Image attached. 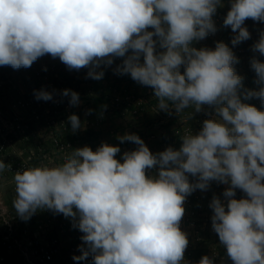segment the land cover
Returning a JSON list of instances; mask_svg holds the SVG:
<instances>
[{"label":"clouds","instance_id":"obj_1","mask_svg":"<svg viewBox=\"0 0 264 264\" xmlns=\"http://www.w3.org/2000/svg\"><path fill=\"white\" fill-rule=\"evenodd\" d=\"M229 5L222 26L231 28L236 46L251 38L247 19L264 23V0ZM223 6V0H0V66L30 68L49 55L101 80L103 69L122 58L113 72L152 88L156 110L179 117L191 108L187 120L204 106L213 110L198 131L180 137L179 149L153 153L138 135L125 133L120 143L138 147L119 159L121 148L102 142L95 150L73 148L55 166L14 172L16 215L26 222L48 210L70 219L82 233L74 261L91 256V264H189V240L180 228L184 205L216 182L226 186L224 199L213 194L209 203L219 245L232 264H264V111L245 102L264 104V62L250 59L259 88L249 89L226 43L193 46L218 31L214 17ZM252 51L264 56V30ZM61 96L70 107L81 104L72 89ZM34 97L50 101L53 93L34 90ZM67 121L73 133L82 127L74 113ZM11 169L0 160V173ZM217 255L197 264H216Z\"/></svg>","mask_w":264,"mask_h":264},{"label":"built area","instance_id":"obj_2","mask_svg":"<svg viewBox=\"0 0 264 264\" xmlns=\"http://www.w3.org/2000/svg\"><path fill=\"white\" fill-rule=\"evenodd\" d=\"M211 36L208 37L211 38ZM62 69L59 58L53 59L45 55L35 61L30 68H23L28 76L27 81L17 80V85L13 87V90H9V94L0 95V160L12 166L11 170L0 173V185L7 177H13L17 170L32 166L52 167L60 164L63 162V157L75 148L74 138L77 132L71 131L67 121V117L73 114L74 107L69 106L67 97L61 96V90L68 87L62 76ZM40 89L53 93V100L35 99L34 90ZM113 93L110 103L111 112L115 116L125 117L126 113L137 116L146 103L145 98L142 97L120 95L115 91ZM3 94L8 95L9 101L6 102L8 109L5 104L3 105L5 100ZM16 109L25 110L28 118L11 113ZM86 113L87 111H84L83 117L86 123H89L90 115ZM17 134L20 135L18 141L23 142L25 148L18 155H9L8 147L15 140L14 137L17 138ZM135 147L138 146L135 145ZM225 187L213 190L212 194L223 200L222 193ZM12 194L14 200L15 191ZM243 195L237 190V199L242 198ZM211 199L208 190H196L186 199L185 214L180 222V228L188 236L189 244L184 258L189 264H194L190 252L194 248L193 245L203 241L201 233L198 236L196 230L202 229L200 223L205 226L206 222L211 220L212 210L209 208ZM6 206L0 194V264L17 262L18 264H63L65 261L74 262V264H91V256L88 260L80 262L72 259L73 255H80L78 245L82 244L80 239L82 233L72 228L70 219L62 214L54 215L51 211L44 210L38 211L30 224L21 220ZM189 232L191 234H188ZM220 258L224 260L223 257ZM227 264L232 262L229 261Z\"/></svg>","mask_w":264,"mask_h":264},{"label":"rangeland","instance_id":"obj_3","mask_svg":"<svg viewBox=\"0 0 264 264\" xmlns=\"http://www.w3.org/2000/svg\"><path fill=\"white\" fill-rule=\"evenodd\" d=\"M223 4L224 6L218 8L217 14L214 17L218 31L214 35H212L211 38L207 37L202 41L194 42L193 46L197 48L209 47L214 49L215 43L217 41L226 43L230 48H232L235 56L239 59V63L235 64L234 68L238 75L244 77V87L258 90L259 85L254 82L256 79V74L250 67V59L255 55L256 58L264 62V56H261L258 52L254 53L252 51V45L259 39L260 32L264 30V23L254 22L251 19H247L245 21V26L251 33V38L247 41L241 42L236 46H233L231 44V39L234 33L232 32L230 27L222 26L223 18L226 16L227 11L230 7L229 0H223ZM121 62L122 58H117L112 66L104 68L103 70L105 74L103 79L101 80L86 78L88 71V69L86 68H84L83 70L80 69L79 71L69 70L62 63V76L65 78L67 86H72L73 90L79 93L81 104L83 102L86 105L90 103L88 109L93 110L90 114V118L88 119L89 123H86L85 118H83L86 124L85 129L91 127L90 125L92 123H94L92 128L97 127L103 129V142H106L113 146L118 145L121 148V153L117 154L118 159L124 151H131L136 148L135 144L132 142L126 141L124 143H120L118 137L124 135L125 133H134L138 135L153 153L163 151L169 146L175 149H179L181 145L180 137L187 131H198L201 127L202 121L208 118L205 113L212 112L213 110L208 108V106H204V111L195 114L192 120L185 119L187 114L192 112L191 108L186 109L185 112L181 113L179 117L175 114L169 115L164 111L156 110L157 100L154 97L152 88L133 81L129 75H117L113 72V68ZM181 72H183V68H181ZM27 77V74L24 73V70L21 68L19 70H14L11 66H0V89H2L3 86L8 83V81L12 82L22 79L23 81H25L24 79H26ZM30 78L31 77H29V79ZM26 83L28 85V82ZM83 89H89L87 90L88 93H83ZM28 90L31 92L30 89ZM147 90H149V92ZM29 91H27V93ZM113 91L117 92L120 95L128 94L134 96V98H145L146 103L144 104L140 114L137 116H131L126 113L127 116L125 117L115 116L114 113L111 112L110 103V99L114 95ZM3 93L9 94V91H4ZM1 94L2 90H0V95ZM85 96L87 98H83ZM98 97H103V100H100V98ZM86 99H88V101L85 102ZM245 102L250 103L256 106L259 110L264 111V104H261V101L258 98H252ZM4 104L5 107H7L6 109H8V105L3 101V105ZM24 112L25 110L16 109L11 113L26 119L28 118V115L26 112ZM97 117H100L98 125L96 124ZM37 130L38 132L40 131L39 128ZM106 131H108V133ZM14 139H12L14 141L11 143L10 147H8L7 150V152H9L8 154L13 156H15L16 154L18 155V153H20V151L25 148L23 146V142L18 141L20 139L19 134H17V138L14 137ZM74 141L76 144L75 148L82 147L84 145L90 146L93 150L97 148V138H95L93 135L84 134V132L83 134L75 135ZM90 141L92 143H90ZM101 143L102 141H99L97 146H100ZM149 174H154V172H150ZM224 186L225 185L212 182L208 190L209 197L212 198L213 190L222 189V187ZM14 191L15 184L13 177H7L2 181L0 185V194L4 204L7 205L6 207L13 212H15L12 204V193ZM35 216L36 215L34 214L26 222L32 224V218ZM206 223L207 224L205 226H202L200 223L202 229L198 228L196 230L198 236L201 233V238L203 239V241H201L200 243H195L193 245L194 248L190 251L191 256L194 260L193 263L197 264L199 259L204 255H208L211 257L214 253H218L216 257V264H220V257H223L225 264H227L230 260L226 256V250L219 245L218 236L213 232L211 228V220L209 219V221H207ZM188 234H191V232H189ZM15 264H18V262ZM63 264H74V262L65 261V263Z\"/></svg>","mask_w":264,"mask_h":264},{"label":"crops","instance_id":"obj_4","mask_svg":"<svg viewBox=\"0 0 264 264\" xmlns=\"http://www.w3.org/2000/svg\"><path fill=\"white\" fill-rule=\"evenodd\" d=\"M72 83H74V82H72ZM67 89H72L73 90V87L72 86H68L67 87ZM87 90H89V89H83V93H88L87 92ZM83 98H87L86 96L85 97H83ZM98 98H100V100H103V97H98ZM108 98V97H107ZM86 101H88V99H86L85 100V102ZM80 106V107H79ZM78 107H74V110H73V113L74 114H76V115H78V117L80 118V120H81V123H82V127H81V131L80 130H78L77 131V134H83V132H84V134L88 131V130H92L91 132H94L95 134H96V138H97V144H98V142L99 141H102L103 142V138H102V132H103V129H100V128H97V127H94V128H92L93 127V125H94V123H92L90 126L91 127H88L87 129H85L86 128V124H85V122H84V120H83V112L84 111H86V110H88V108H89V106H90V103L89 104H85L84 102L81 104V105H79ZM80 109H82V110H80ZM100 117H97L96 118V124L98 125L99 124V119ZM110 118H112V117H110ZM83 120V121H82ZM98 122V123H97ZM89 132V131H88ZM107 133H108V131H106ZM78 141V140H77ZM80 142V141H79ZM97 144H96V147H98L97 146ZM100 145V144H99ZM110 145V144H109ZM212 241H214V240H212ZM207 242V241H206ZM208 243V242H207ZM200 260V259H199Z\"/></svg>","mask_w":264,"mask_h":264},{"label":"trees","instance_id":"obj_5","mask_svg":"<svg viewBox=\"0 0 264 264\" xmlns=\"http://www.w3.org/2000/svg\"><path fill=\"white\" fill-rule=\"evenodd\" d=\"M21 69H23V67L21 68ZM21 73V72H20ZM23 73V72H22ZM23 80V79H22ZM25 81H27V78L26 79H24ZM17 81V80H16ZM16 81H12V82H8V83H6L4 86H3V88L2 89H0V90H2V93L4 92V91H9V90H13V87L15 86V85H17V82ZM7 96L8 95H5V100H4V102L6 103V102H8L9 100L7 99ZM10 116V115H9ZM11 117V116H10ZM89 131V132H88ZM85 134H88V135H93L95 138H96V134L94 133V132H91L92 130H88ZM95 142H96V140H95ZM90 143H92L91 141H90Z\"/></svg>","mask_w":264,"mask_h":264}]
</instances>
